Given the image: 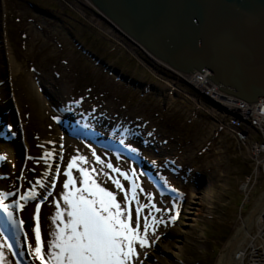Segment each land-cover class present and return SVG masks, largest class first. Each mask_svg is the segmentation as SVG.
<instances>
[{"label": "rangeland", "instance_id": "1", "mask_svg": "<svg viewBox=\"0 0 264 264\" xmlns=\"http://www.w3.org/2000/svg\"><path fill=\"white\" fill-rule=\"evenodd\" d=\"M66 1L37 0L38 3L46 6L45 9L44 7L36 8L34 6L36 0H4L6 9L2 8L3 11H0V16L4 19L0 24V38L7 40L6 43L10 48L0 45V53L6 56L8 51L10 58L22 66L35 65L41 70L40 72L44 70L48 77L54 80L55 77L59 78L57 83L62 84L63 79L60 76L63 75L64 80L69 81L67 86L70 89L60 103L69 105L77 101L75 106H79L80 109L71 107L74 109V114H79L78 111L91 107L96 109L97 115L104 116L106 113L104 110L108 111L111 107L114 112L110 110L113 121L109 125L104 124L105 131L118 130L122 127L117 120L123 126H132V129L138 132L140 130L142 132L141 120L145 124L154 120L153 122L160 127L155 125L154 128L159 135L165 126L170 139L165 134L158 138L152 131L151 134L155 140L153 142L157 145L151 144L159 150V154L146 149L143 152V159L148 163L155 161L159 163L156 172L162 175L161 181L174 189L176 187L175 190L180 193L177 198L182 199L167 204L171 215L166 218L160 211H155L151 207L155 204L156 208L161 209L158 202L162 200L157 202L156 196L152 197L147 195L148 192L147 194L142 192V196L146 194V197L139 199L140 204L148 205V207L141 214V231H143V217L149 212L157 220L162 219L163 223L155 225V233L149 230L148 247L141 248L138 244L135 245L137 255L133 257L132 264H216L227 240L240 226L241 218L249 212V209H241L243 199L239 185L241 179L252 171V164L244 155L240 157L241 153L236 152V155H233L231 149L222 153L217 136H210L208 125L203 122V118L199 120L188 118L190 111L188 112L186 108H191V94L198 91L193 87L180 86L181 78L184 76H177L171 70L158 67L126 39L122 41L108 24L99 21L91 11L83 10L82 4H77L73 0ZM86 2L84 7L88 5ZM50 11L58 13V18L62 20L50 15ZM4 58L0 60L3 70L1 76L12 81L13 77L8 75ZM110 68L117 69L120 75H127L131 79L130 85L116 82L107 74V69ZM134 81L142 85L143 81L145 84L148 83L151 90L146 92L142 91L139 85L132 86ZM168 86L174 89L170 96L167 94L169 98L165 96ZM200 100V110L192 108L197 115L199 112L203 116V99L200 98ZM53 110L56 109L50 107V111L53 112ZM59 117L61 118V114ZM16 119L18 121V118ZM53 122L52 115L45 122L46 130H51ZM30 125L33 131L28 136L35 145H38L36 138L38 134H42V129L40 126H35L33 121ZM149 125L152 126L151 122ZM113 126L115 128H111ZM58 127L60 129L59 125ZM15 129L19 130L17 126ZM88 129L89 127L86 128ZM148 130L151 129L148 128ZM67 136L69 138L68 134ZM73 137L78 141L79 148L89 152L88 156L93 162L85 157V154L80 155L72 151L66 155L63 165L66 166L73 157L82 156L87 158L90 164L94 163L98 170L99 164L96 162V157L100 160L103 157L92 154L90 149L81 143L84 138L76 134ZM86 142L91 145L89 141ZM20 148L21 158L27 159V150L22 141ZM216 159H218L217 168H215ZM103 161L113 165L112 161H114L117 164L115 168L122 165L121 161L115 158H108L106 161L103 158ZM163 166L161 170L160 167ZM198 166L204 168L206 173L203 188H194L198 180L192 181L190 178L189 171L192 172L191 168L196 169ZM222 168L228 170L225 171L221 180L217 174L221 173ZM105 171L121 179L124 186L127 185V180L116 172L111 169ZM179 172L184 175L179 177L177 174ZM77 174L80 176V173L77 172ZM185 176L187 179L184 178ZM105 180L102 186L113 190L108 184L105 185L108 181ZM146 180H148L147 177L144 178V181ZM259 181L264 183V179ZM222 182L224 184L220 185L219 183ZM116 190L113 191L118 194ZM247 207L251 208V204ZM173 216L176 217L175 220H172ZM245 234L253 235L252 232ZM245 241L239 242L241 248H245L247 242ZM45 245L47 251V244ZM140 251L144 256H139ZM0 252L3 253L1 246ZM3 264L11 263L8 259H4ZM238 264H249V260H242Z\"/></svg>", "mask_w": 264, "mask_h": 264}, {"label": "bare ground", "instance_id": "2", "mask_svg": "<svg viewBox=\"0 0 264 264\" xmlns=\"http://www.w3.org/2000/svg\"><path fill=\"white\" fill-rule=\"evenodd\" d=\"M73 1L77 4H82L81 8H83V10H87L88 12L91 11L99 21H103L106 25L108 24L110 29L114 33H116L121 38V40H125L123 34L118 31L119 29L110 22L109 17L106 18L105 16H103L100 10L91 4L90 0H88V2H86L87 0ZM66 2H68V0ZM84 2L88 4L86 5V7H84ZM34 3V6H36V8L44 7L46 9V6H44L43 3H38L37 0ZM57 5L59 7H62L60 4ZM5 7L6 6L4 0H0V11L2 12V8ZM48 9L53 10L50 9V7ZM50 13V15L58 18V13H52L51 11ZM3 20L4 19L0 16V24ZM76 22L79 23V21L77 20ZM126 41L141 50V53L144 54V56H146L148 59L153 61V63H155L158 67L167 69L169 71L171 70L173 73H176L177 76H184L183 78L179 77V79H182L180 86L184 88L185 86L190 88L193 87L198 91H195V94H191V108H186L188 112L190 111L187 115L188 118H195L198 120L200 118H203V122L208 125L210 136H217V142L221 147L220 151L222 153L227 151L228 149H231L233 155H236V152L241 153L240 157L244 155L248 159L250 164H252V171L248 174V176H244L241 179L242 181L239 185L240 191L242 192L241 198L243 199L241 209H249V212L246 216L241 218L242 222L239 224L240 226L235 229L234 234L227 240L226 244L222 248V253L219 255L216 264H238L245 259L249 260V264H264V183L259 181L260 179H264V97H258V101L252 103L243 101L232 94H228L227 92L220 90L217 84H215L212 80H210L196 68H193V70L195 71L194 73H182L173 66H170L164 61L156 58L148 50H144L135 42L132 36H130V38L128 39L126 38ZM6 42L7 40H3L2 38H0V45L10 48ZM120 44H122V42ZM7 52L6 56L5 54L0 53V60H2L3 57L7 58H4L5 64L7 63V72L9 77L12 76L13 78H11L12 81L9 78L4 79V76H1L3 70L0 66V194H2L0 195V198H2L0 199V213L3 214V212H5V214H3L5 219L3 218V226L0 230V234L2 233V235L6 239L10 240L11 244L16 247V253L18 254L17 256L23 264H40L38 259L33 258V255L29 248L22 249V245L20 242L23 239V230H25L28 233V236L26 238L24 237V239H26L28 244H32L33 247H35V234L33 232V228L35 227L36 221L33 219V217L35 214V206L39 202L40 197H37V200H29L27 202L21 200L20 197L28 193V190L33 186L36 179L41 178V174L45 173L46 171L47 165L43 160H39V162H37V158L43 156L45 152H52L53 159H51L49 162L52 163L53 172L56 169L57 163H59L60 165V176L56 181V189L52 193V196H49L47 201H45L40 206V230L42 239L45 241V243L49 238V233L52 232L55 227L50 220V217L53 216V214L57 210L53 201L60 200L61 208L63 209L66 207V205H64L63 201L60 198V193L65 191L62 186L63 181L67 179V177L63 175L67 167V165H63L66 155L71 153L72 151H75L80 155L85 154V157H88L89 159L91 158L90 156H88L89 152L79 148L80 145L78 144L77 140H74V138L70 135V139L68 138V132H75V129L72 126L63 124L59 129V127L56 126L57 124L54 125V122L52 124L53 127L51 128V130H46L47 128L45 122L50 116L52 117L53 115V119L56 121L58 120L60 114L61 117H63L65 114L72 113L74 110L73 108H75L76 110L80 109L79 106H75L78 103L77 101L69 105L64 102L62 104L60 103V100L63 98V96H65L66 93H68L70 89L69 86H67V83L69 81L64 80L63 75H61L60 78L63 79L62 84L57 83L59 78L57 79L55 77L54 80V78L48 77L49 75L46 74L44 70L40 72L41 70L39 68H36V66L32 64H24L22 66L18 62H14ZM110 69H107V74L113 77L116 82H121L123 84H126L127 86L130 85L129 80L131 79L128 78L127 75H120L115 68L111 70ZM132 84V86L139 85L142 91L148 92L149 90H151L150 85H148V83L145 84L144 81L143 85L142 83L135 81L132 82ZM173 90L174 89L172 88V86H168V92L165 96L169 98ZM167 94H169V96ZM200 98L203 99V116L200 115L199 112H197V115L193 111V108L197 109V111L200 110ZM67 106L74 107L66 110L65 107ZM50 107L56 110H53V112H51ZM109 108L111 112H113L112 108ZM110 110H104L106 112L104 117L97 115L96 109H91V107L85 109L84 111L78 112L83 113L82 116L85 117L84 121L86 122V125L88 127H90L91 129L93 128L91 130L93 133V131H102L99 129L103 128L104 124L109 125L111 121H113ZM228 116L232 117L229 118ZM16 118H18V121ZM73 119L77 123L80 120V117L78 116V114H74ZM31 121H33L35 126H40L42 129V134H38L39 136L38 138H36V144L38 145H35V142H33L28 136L29 133L33 131L31 128L32 126L30 125ZM117 121L121 126H123L121 122H119V120ZM153 121H149L148 123L146 122L145 124L141 120L140 122L142 124L143 133L139 134L138 137L131 138V140L134 143H137V145L141 146V148L151 149L159 154V150L155 146L153 147V145L151 144L154 143L153 141H155L153 140V135L151 134V132L153 131L154 133H156L157 137L159 138L164 134L167 136L166 131L168 129L163 126V130H161L162 136L159 135L156 129H154L156 124ZM150 122L152 126L149 125ZM80 123L82 124L83 122ZM15 125L17 126V128H19V130L15 129ZM157 127L160 128L159 126ZM148 128H150L151 130L149 131ZM127 130L131 131L132 126L128 127ZM127 130L125 129V126H123L119 127L116 131H111H113V133L115 132V134L118 135L117 140L119 139L120 141L122 138L127 139V137H124ZM136 138H138L139 141H136ZM21 141L24 142V146L27 150V159L21 158ZM81 143L87 145V143L83 141ZM86 147L90 149V152L92 154L95 153L96 155L103 157L105 161L108 160V158L113 157L120 159L119 157L111 155L110 152H107L103 149H96L93 146ZM131 148L135 149V151H139L136 146H132ZM59 156H62L63 160H59ZM103 158L101 159V161H103ZM112 162L114 163V165H112L115 168L116 163L114 161ZM122 162H124V165L122 164L120 166L121 168L116 166V168L126 173L128 172V165L129 171H131L130 166L132 167V165H130L126 161ZM217 162L218 159H216L215 168H217ZM108 163L109 162L106 161L104 162L103 166L101 164H99V166L97 165L98 171L106 172L105 170L108 169L106 165ZM146 165L147 164H145V162L144 165L142 163V170L145 172V174H147V171H151L149 169L150 167ZM82 166L86 168L95 167L94 163L92 165L89 163V161L87 164H83ZM200 166H198L196 169L191 168L192 172L191 170L189 171L191 173L190 178H192V181H194L195 179L198 180L197 184L194 185V188H203V186H205L203 180L206 173L205 169L201 168ZM134 168L135 167L133 166L132 169ZM226 170L228 169L224 170V168H222L220 171L221 173H218L217 177L222 180V177H224L223 175ZM77 172L78 171L75 168L72 170V174L74 177H79ZM136 172L138 171L135 170V173ZM177 174L179 177L184 175L182 172H179ZM186 176L184 178L187 179V177L189 176ZM50 178L51 176H48V181H50ZM95 178L102 183H104V181H106L105 179H107L104 175H96ZM135 180L139 185V187L137 188L139 199H141L142 197H146L148 191L145 190V186L142 184L141 178H135ZM120 181L123 184V181L121 179ZM106 184L111 186L110 188H112L114 191L116 190L115 186L110 180H108L105 185ZM219 184H224V182ZM76 186H81L79 179H77ZM126 186L128 188L129 185ZM216 186H218V184H216ZM140 188H143L145 190V195L142 196L143 193L140 192ZM228 188H232V186H228ZM6 190L9 191L7 193H11L12 195H5L7 194ZM150 190H153V188H151ZM36 191L43 195L46 191V188L37 187ZM152 192L156 196L154 190ZM4 196L8 197L4 199ZM123 196L124 193L118 191L117 199L122 202ZM167 196L171 197L169 193ZM157 197L159 196L157 195ZM179 198H177L176 196L173 201H178ZM160 200L162 201L158 202ZM251 200L253 201L251 202ZM17 202L20 204L19 210H16V208H14ZM154 202H156V199H154ZM157 202L161 205V215H164L163 217L166 218L170 216L171 213L169 212L167 204H170L171 201L166 198V196H164L163 198L158 199ZM6 203H12L13 209H9ZM250 204L251 208L247 207ZM132 207L133 209L136 207L135 203H133ZM9 214H12V217H10ZM64 219L67 220L66 215ZM20 221H23L24 224L21 225ZM134 222L135 209L133 210V227L135 225ZM14 226H16V228H14ZM246 232H252L253 235L246 236ZM3 236L1 238H4ZM241 240L247 241H245V248L240 247L241 245H239V242ZM5 246L8 245L5 244ZM142 253L140 251L139 256H144V254Z\"/></svg>", "mask_w": 264, "mask_h": 264}, {"label": "water", "instance_id": "3", "mask_svg": "<svg viewBox=\"0 0 264 264\" xmlns=\"http://www.w3.org/2000/svg\"><path fill=\"white\" fill-rule=\"evenodd\" d=\"M126 39L220 90L264 97V0H90Z\"/></svg>", "mask_w": 264, "mask_h": 264}, {"label": "snow or ice", "instance_id": "4", "mask_svg": "<svg viewBox=\"0 0 264 264\" xmlns=\"http://www.w3.org/2000/svg\"><path fill=\"white\" fill-rule=\"evenodd\" d=\"M51 159L52 152H45L43 156L37 158V162L43 160L47 165L46 171L41 174V178L36 179L28 193L20 197L25 202L40 197L33 217L36 221L33 228L35 247L28 244L33 258L38 259L40 264H132L133 257L137 255L135 245L138 244L141 248L148 247L149 230L155 233V225L163 223V220H157L149 212L143 217L141 231V214L148 205L140 204L137 193L139 185L136 180L133 179L130 187L126 189L120 179L109 173L99 172L95 167L84 168L82 165L87 164L88 160L82 156L70 159L63 173L67 179L63 181L65 191L60 193V198L66 207L61 208L60 200L53 201L57 211L50 220L55 227L49 233L45 251V241L40 230V206L52 196L60 176L59 163L53 172L52 163L49 162ZM59 160H63V157L59 156ZM96 162L104 165L99 157H96ZM106 167L122 176L124 180L129 179L128 173L114 168L111 163ZM74 168L80 173L79 177L73 176ZM96 175H104L119 192H123V201L117 200L116 192L102 186V182H97ZM132 175L135 177V172ZM48 176L52 177L51 181H48ZM77 179L80 181V187L76 186ZM37 187L46 188L43 195L36 191ZM143 191V188H140V192ZM133 203L136 205L134 227ZM151 207L155 211H161L155 204ZM65 215L67 220L64 219ZM175 219L173 216L172 220ZM20 224L23 225V221H20ZM12 247L13 245H8L9 249ZM3 260V253L0 252V264H3Z\"/></svg>", "mask_w": 264, "mask_h": 264}]
</instances>
